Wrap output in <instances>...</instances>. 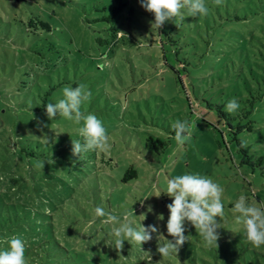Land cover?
Listing matches in <instances>:
<instances>
[{
  "label": "rangeland",
  "instance_id": "1",
  "mask_svg": "<svg viewBox=\"0 0 264 264\" xmlns=\"http://www.w3.org/2000/svg\"><path fill=\"white\" fill-rule=\"evenodd\" d=\"M115 3L117 0H0V125L12 133L19 147L39 153V157L28 156L18 164L13 151L16 145L1 142L0 164L5 170L0 169V190L16 192L21 180L23 202L37 209L36 220L43 224L40 263L264 264V246L256 249L247 242L242 225L236 223L238 214L232 210L241 195L247 204L264 207V169L242 163L227 124L220 121L217 108L209 105L234 98L229 72L233 70L226 67L225 53L215 65L208 66L207 61L203 67L201 63L193 75L194 84L188 80L182 85L165 60L176 65V59L164 55L159 47L164 41L159 30L158 42L142 33L149 31L151 37L146 24L151 27L152 22L141 0H125L123 12L111 18ZM128 6L135 8L133 14L126 12ZM223 13L228 15L225 8ZM20 16L26 22L40 16L52 24L53 31L47 36L42 32L45 40L35 41L16 20ZM180 18L174 25L187 36L190 22L185 19L181 23ZM253 21L258 19L237 25L229 22V28L253 29ZM172 23L173 19L165 22L169 27ZM110 24H119L124 37L135 45L124 39L116 44L117 36L108 30ZM143 52L150 55L144 58L139 55ZM139 60L149 67L140 69ZM81 83L91 91L81 111L103 121L111 144L107 153L73 155L72 139L82 140L77 132L82 124L59 114L49 120L46 112L28 109L27 104L33 102L25 90L42 89L44 93L52 88L49 97L54 104L63 98V87L75 88ZM177 119L192 125V138L182 147L171 128ZM38 162H44V167H36ZM96 163L105 172L115 168L119 182L106 185V179L83 178ZM131 165L140 171V179L121 183V174ZM183 174L209 177L224 189V215L217 217L219 239L217 245L205 246L194 226L185 221L188 240L177 253L163 258L157 251L158 237L164 236L161 243L173 240L166 225L170 216L167 205L174 200L164 191L168 179ZM97 206L121 221L125 212L129 213L133 227L156 226L159 231L142 245L125 241L117 251L106 240L118 225L103 222L106 217H95ZM161 214L163 220L158 218ZM4 225L3 220L0 230Z\"/></svg>",
  "mask_w": 264,
  "mask_h": 264
},
{
  "label": "trees",
  "instance_id": "2",
  "mask_svg": "<svg viewBox=\"0 0 264 264\" xmlns=\"http://www.w3.org/2000/svg\"><path fill=\"white\" fill-rule=\"evenodd\" d=\"M205 3L209 8L206 16L191 17L187 15L186 10H181L184 13L181 14L180 17L182 18L179 21L184 23L185 19H188L190 22L188 23L189 29L186 30L187 36L185 31H181L174 25L179 18L173 19L170 27L164 23L160 29H152V26L150 27L146 24V29L150 30L151 37L148 34L149 31L146 33L142 31V33L153 41L156 40V31L159 30L160 33L158 35L164 40L161 41V46L159 45V47L161 51L163 50L164 55L169 53L176 59V65L175 63H170L167 58L165 60L178 74V80L182 85H185V81L188 80L191 81V84H194L195 78H193V75H195V70L200 68L201 63H203V67H205V62L207 63V61L208 66L215 65L216 60L225 53L226 67H228V71L233 70L229 71L235 92L233 99L238 102L240 107L234 114H229L225 111V105L229 101L223 100V102L214 105L209 103V105L217 108L220 121L227 124L231 139L237 143L238 150L242 154V163L249 164L253 168L259 166L264 169V21L260 23V19L264 20V0H224L221 6H215L213 0H205ZM125 4V0H117L113 11L110 13L111 18L121 14ZM230 6H233L234 9H231ZM222 7L227 10V16L224 15ZM126 9L128 14L135 12L134 7L128 6ZM143 10L145 14L150 15V21L153 22L155 19L154 14L144 8ZM253 18L258 19L256 22L253 21L256 24L253 29L236 31V28H229V22H234L235 25L240 22L246 24ZM16 20L19 21L21 26H24L26 34L35 41L45 40V38L42 39V32L47 36L49 32L53 31L52 24L40 16H33L27 22L22 16L16 18ZM109 22L111 21L109 20ZM139 28L141 30V27ZM108 30L112 32L113 36H117L114 39L116 44L124 39V41L127 40L131 44L130 46L133 47L135 45L128 37H124L119 24H110ZM99 40L101 41V38ZM158 41L156 40V42ZM104 43V41H101V44ZM148 43L145 42L146 45H149ZM168 46H170L169 49ZM113 49L116 50L114 44ZM139 55L145 58L150 54L143 52L139 53ZM228 59L231 63L228 62ZM126 61L129 63L127 59ZM126 61H124V67L126 66ZM148 67L149 63L144 64L143 61L139 60L140 69L146 70ZM41 90H25L24 93L33 102L32 106L27 104L29 110L36 109L40 112H46L47 104L53 103L49 97L53 89H48L44 93H41ZM243 133H245V137ZM11 137L12 133H8L0 125V145H2L1 142L4 144L6 142L9 147L16 145L13 151L14 157L18 158V161H16L18 164H21L28 156L39 157V153L35 150L31 151L28 148L19 147L18 140L15 137L13 139ZM18 139L23 140L22 138ZM98 164H95L96 168L85 171L83 178L106 179L104 181L106 185L119 182L115 178L117 173L114 170L115 168L105 172ZM0 169L2 171L5 170L2 162ZM13 174L14 171L11 172V175ZM139 179L140 171L134 165L128 167L120 176L121 183H129ZM19 183H21V180H18L17 185L15 184L18 187L16 192L10 193L0 190L2 191L0 193V207L5 209H0V223L3 220L6 222V226L4 225L0 230V250H5L7 243L3 241L11 237L21 238L26 242L25 257L28 264H41L43 240L40 234V227L43 224L40 220H36L37 209L35 207L31 208L30 206L32 205L23 202L24 197L19 192L22 184ZM8 184H10V181ZM1 186L2 184H0V189L3 187ZM13 198L18 199V201H13ZM34 206L37 207L36 204ZM20 212L26 215L22 216ZM28 218H31L30 221ZM34 227L37 229L36 232ZM6 228L7 230H5Z\"/></svg>",
  "mask_w": 264,
  "mask_h": 264
},
{
  "label": "clouds",
  "instance_id": "3",
  "mask_svg": "<svg viewBox=\"0 0 264 264\" xmlns=\"http://www.w3.org/2000/svg\"><path fill=\"white\" fill-rule=\"evenodd\" d=\"M215 6H221L224 0H213ZM142 7L154 14L152 29H160L167 20H176L181 16V10H186L188 16H206L209 8L205 0H141ZM63 98L56 103H48L46 114L49 120L59 117L73 122L78 127L77 132L82 140L72 139V153L81 156L89 151L107 153L111 144L104 123L95 114H86L81 111L84 102L89 101L91 91L83 83L77 87L65 86L62 89ZM239 104L232 99L225 105V111L234 114L239 109ZM175 133V141L178 146H183L192 138V125L188 120L177 119L171 124ZM44 162H38L36 167H44ZM174 200L167 205L170 216L167 220V233L173 240L166 239L161 243L158 237L157 251L163 258L177 253L179 247L188 240L185 236V221L194 226L196 232L202 238L205 246L217 245L219 239L218 229L220 223L217 217L224 215L222 194L224 189L211 178L199 174H183L167 180L164 191ZM233 213L236 215V223L242 225L243 235L247 242L254 248L264 246V207H257L246 203V197L241 195L235 202ZM95 217H106L105 223L115 225L109 233L110 239L106 243L117 251L123 249L125 241L129 244L142 245L153 239L152 233H157L156 226L133 227L129 222V213L125 212L123 221L117 215L107 213L104 208H95ZM163 220L161 214L158 217ZM174 241V242H173ZM8 244L6 250H0V264H28L25 257L26 242L18 237H11L3 241Z\"/></svg>",
  "mask_w": 264,
  "mask_h": 264
}]
</instances>
